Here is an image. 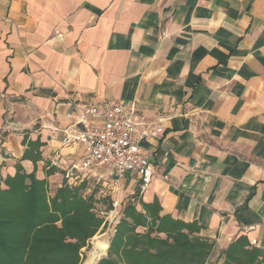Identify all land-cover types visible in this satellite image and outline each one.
Listing matches in <instances>:
<instances>
[{
	"label": "crops",
	"instance_id": "0c3cea01",
	"mask_svg": "<svg viewBox=\"0 0 264 264\" xmlns=\"http://www.w3.org/2000/svg\"><path fill=\"white\" fill-rule=\"evenodd\" d=\"M89 102L131 108L136 138L161 129L139 141L142 192L135 172L81 173L112 230L155 201L213 242L211 263L241 235L264 249V0H0V177L19 163L50 194L69 184L86 154L61 143L66 114Z\"/></svg>",
	"mask_w": 264,
	"mask_h": 264
},
{
	"label": "trees",
	"instance_id": "16d2710c",
	"mask_svg": "<svg viewBox=\"0 0 264 264\" xmlns=\"http://www.w3.org/2000/svg\"><path fill=\"white\" fill-rule=\"evenodd\" d=\"M87 188V180L63 182L50 194L45 178L16 163L13 175L0 177V264H80L81 249L105 226ZM141 206L123 207L97 264H264V249L243 235L211 263L213 242L195 235L198 226L160 216L155 201Z\"/></svg>",
	"mask_w": 264,
	"mask_h": 264
},
{
	"label": "built area",
	"instance_id": "2783aa9c",
	"mask_svg": "<svg viewBox=\"0 0 264 264\" xmlns=\"http://www.w3.org/2000/svg\"><path fill=\"white\" fill-rule=\"evenodd\" d=\"M132 115L133 110L121 102L82 103L67 112L71 123L63 129L61 143L81 147L86 154L80 162L69 166L65 174L71 179L69 184L80 183L81 173L90 168L106 166L114 170L117 179L129 171L139 174V191L146 189L154 169L148 157L140 153L139 141L156 137L161 129H143L136 138L137 124Z\"/></svg>",
	"mask_w": 264,
	"mask_h": 264
},
{
	"label": "rangeland",
	"instance_id": "374dc122",
	"mask_svg": "<svg viewBox=\"0 0 264 264\" xmlns=\"http://www.w3.org/2000/svg\"><path fill=\"white\" fill-rule=\"evenodd\" d=\"M87 187L88 188L86 189L85 193H89L92 191L95 192L94 198H95V208L97 209L96 212L100 216H103L104 217L103 219L105 221L104 228L99 229L98 232L93 237H95L97 235L103 236L106 244L108 245L110 236L113 233L112 226H113L115 220L107 219L105 217V214L103 213V211H105V209L107 210L109 208V206H108L109 203H108L107 197H106V195H99L100 186L97 183L88 182ZM93 237L89 240L88 245L81 249V259H82L81 263L84 260V258L86 257V253L91 248V242L93 241Z\"/></svg>",
	"mask_w": 264,
	"mask_h": 264
},
{
	"label": "bare ground",
	"instance_id": "6f19581e",
	"mask_svg": "<svg viewBox=\"0 0 264 264\" xmlns=\"http://www.w3.org/2000/svg\"><path fill=\"white\" fill-rule=\"evenodd\" d=\"M92 244L94 246L93 251L90 254L88 252L86 253V257H85L86 259L84 258L82 263L85 262V264H91L96 258V256L99 254V252L102 249L106 248V245H107L104 240V237L98 236V235L93 237Z\"/></svg>",
	"mask_w": 264,
	"mask_h": 264
},
{
	"label": "water",
	"instance_id": "95a60500",
	"mask_svg": "<svg viewBox=\"0 0 264 264\" xmlns=\"http://www.w3.org/2000/svg\"><path fill=\"white\" fill-rule=\"evenodd\" d=\"M107 247L108 245H106V248L102 249L99 254L96 256V258L94 259V261L91 264H97L103 257L106 256V251H107ZM93 244L91 242V248L88 250V253L90 254L93 251ZM86 259V258H85ZM86 261V260H85ZM81 264H85V262L81 263Z\"/></svg>",
	"mask_w": 264,
	"mask_h": 264
}]
</instances>
